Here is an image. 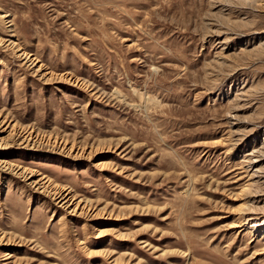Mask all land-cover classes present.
I'll list each match as a JSON object with an SVG mask.
<instances>
[{
	"label": "rangeland",
	"instance_id": "rangeland-1",
	"mask_svg": "<svg viewBox=\"0 0 264 264\" xmlns=\"http://www.w3.org/2000/svg\"><path fill=\"white\" fill-rule=\"evenodd\" d=\"M0 146V264H264V0H0Z\"/></svg>",
	"mask_w": 264,
	"mask_h": 264
},
{
	"label": "bare ground",
	"instance_id": "bare-ground-1",
	"mask_svg": "<svg viewBox=\"0 0 264 264\" xmlns=\"http://www.w3.org/2000/svg\"><path fill=\"white\" fill-rule=\"evenodd\" d=\"M1 147V146H0ZM62 201V202H61ZM59 203L61 202V205H63V206H66V203H67V201L66 200H64V198L62 197V198H60V200L58 201ZM62 206V207H63ZM236 226H239V224H235Z\"/></svg>",
	"mask_w": 264,
	"mask_h": 264
}]
</instances>
